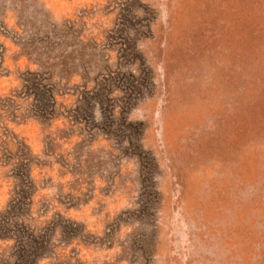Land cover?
<instances>
[{
	"label": "rangeland",
	"instance_id": "rangeland-1",
	"mask_svg": "<svg viewBox=\"0 0 264 264\" xmlns=\"http://www.w3.org/2000/svg\"><path fill=\"white\" fill-rule=\"evenodd\" d=\"M261 4L0 0V264H264Z\"/></svg>",
	"mask_w": 264,
	"mask_h": 264
},
{
	"label": "trees",
	"instance_id": "trees-1",
	"mask_svg": "<svg viewBox=\"0 0 264 264\" xmlns=\"http://www.w3.org/2000/svg\"><path fill=\"white\" fill-rule=\"evenodd\" d=\"M244 9H245L244 11L247 12V15H249V12H248L247 8H244ZM259 9L264 14V5L263 4H261L259 6ZM36 93H37V97L39 98L40 102L43 103L41 105L44 106V107L47 104H49V100L52 99V101H53V95L50 92V90L47 89V85H45V84L37 86ZM24 149H26V148H24ZM26 162H28V161H26ZM26 168H28V163H23L22 162V163H18L17 165H14V170L13 171L16 172V175H14L13 177H14V180L16 181V183H17V181L21 182L23 176H24L23 178H24L26 184L29 182L28 181V177L29 176L26 173ZM27 172H28V170H27ZM30 189H31V187H30ZM22 193H24V192H22ZM27 194H28L29 197L26 196L25 199H30V193H27ZM23 197H24V195H23ZM25 199L23 198L21 200H25ZM30 203L31 202L29 201L27 205L30 206ZM21 204L22 203H20V201H19V205L18 206H20ZM15 208L12 211L11 210L9 211L8 209H5L3 211V213H2L3 222H4L5 226L12 227L13 230H17V228L24 223V219L21 216L18 215L19 210H17V207H15ZM16 210L18 212H16ZM20 238H23V237H20ZM22 240L23 239L19 240L20 241V245L22 246V248H25V245H24L25 243L21 242ZM28 254H31V252H29ZM27 261H29L28 258H25L23 264H26Z\"/></svg>",
	"mask_w": 264,
	"mask_h": 264
}]
</instances>
